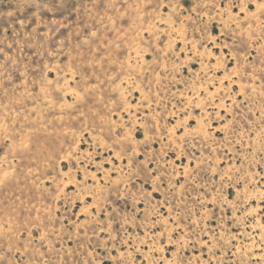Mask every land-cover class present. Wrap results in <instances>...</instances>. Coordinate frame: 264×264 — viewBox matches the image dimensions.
Returning a JSON list of instances; mask_svg holds the SVG:
<instances>
[{
  "label": "rangeland",
  "instance_id": "rangeland-1",
  "mask_svg": "<svg viewBox=\"0 0 264 264\" xmlns=\"http://www.w3.org/2000/svg\"><path fill=\"white\" fill-rule=\"evenodd\" d=\"M0 264H264V0H0Z\"/></svg>",
  "mask_w": 264,
  "mask_h": 264
}]
</instances>
